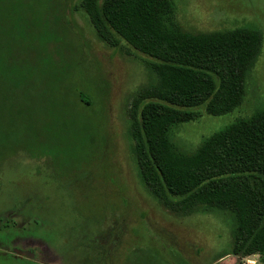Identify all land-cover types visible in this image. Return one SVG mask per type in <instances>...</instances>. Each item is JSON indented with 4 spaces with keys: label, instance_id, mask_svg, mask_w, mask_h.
Here are the masks:
<instances>
[{
    "label": "rangeland",
    "instance_id": "rangeland-1",
    "mask_svg": "<svg viewBox=\"0 0 264 264\" xmlns=\"http://www.w3.org/2000/svg\"><path fill=\"white\" fill-rule=\"evenodd\" d=\"M20 1L8 2H18L19 15L34 12L65 41L55 64L43 68L51 86L32 113L40 146L0 145V264H264V255L232 254V216L176 214L142 185L128 111L152 80L147 58L125 43L101 42L81 0ZM172 2L182 31L251 26L263 36L241 105L223 116L199 109L196 120L171 129L173 147L191 155L212 134L264 107V0Z\"/></svg>",
    "mask_w": 264,
    "mask_h": 264
},
{
    "label": "trees",
    "instance_id": "trees-1",
    "mask_svg": "<svg viewBox=\"0 0 264 264\" xmlns=\"http://www.w3.org/2000/svg\"><path fill=\"white\" fill-rule=\"evenodd\" d=\"M8 1L0 0V145L24 141L31 151L40 146L32 113L51 86L43 68L55 64L65 40L34 12L19 15L20 0ZM80 7L101 42L125 43L147 58L152 80L128 111L131 154L146 191L179 215L227 213L234 219L232 254L264 255V107L212 134L191 155L169 139L199 109L223 116L241 105L261 53L260 30L182 31L172 0H81ZM75 95L82 101L83 92Z\"/></svg>",
    "mask_w": 264,
    "mask_h": 264
}]
</instances>
